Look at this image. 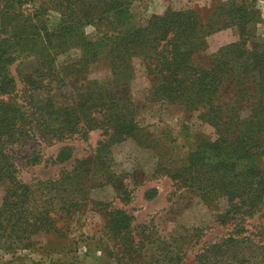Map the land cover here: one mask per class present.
Segmentation results:
<instances>
[{"label":"trees","instance_id":"1","mask_svg":"<svg viewBox=\"0 0 264 264\" xmlns=\"http://www.w3.org/2000/svg\"><path fill=\"white\" fill-rule=\"evenodd\" d=\"M15 1L18 20L23 18L18 23H24L12 41L21 54L18 90L8 71L15 57L7 52L8 40H0V255L36 250L49 257L44 264H71L50 254L62 253L70 220L90 205L103 223L115 264L141 257L142 264H182L200 236L198 227L176 225L162 238L151 219L133 235L130 215L89 198L106 185L126 195L123 181L135 175L172 182L168 202L177 200L176 214L180 200L183 208L196 200L222 226L240 212H254L264 197V167L252 163L264 154V43L253 41L258 15L252 4L209 0L203 19L194 8H167L124 32L119 27L129 19L123 7L130 0H31L36 5L25 16L23 1ZM13 2L2 0L0 18L6 22L16 20L8 10ZM48 12L57 17L52 28ZM109 15L119 26L111 24V31L94 39L85 36L84 26ZM229 28L236 39L207 52L206 38ZM71 51L75 57L55 64L57 54ZM138 76L148 103L175 108L184 117L195 114L214 137L198 136L180 157L165 143L168 128L161 138L151 137L135 121L129 87ZM94 130L99 136L94 148L69 172L31 184L17 181L14 155L20 146L71 136L85 140ZM67 152L60 149L56 159H66ZM66 245L72 249V243ZM249 245L254 244L246 237L228 236L201 246L192 261L253 264L252 257L234 253ZM253 247L264 255V243Z\"/></svg>","mask_w":264,"mask_h":264},{"label":"rangeland","instance_id":"2","mask_svg":"<svg viewBox=\"0 0 264 264\" xmlns=\"http://www.w3.org/2000/svg\"><path fill=\"white\" fill-rule=\"evenodd\" d=\"M21 10L23 15H27V11L31 6L36 5L31 0H21ZM209 0H130L123 7V11L129 14V19L125 25L119 27L124 32L127 30L142 27L151 15H160L167 8L171 10H186L194 8L198 11L200 17H205L209 9ZM244 3L252 4L258 15V20L253 26V41L264 43V0H243ZM2 0H0V6ZM10 17L15 18L10 22H6L2 16L0 18V40L7 39L10 46L7 50L9 56L15 57L8 66V71L15 82V88L18 90V78L15 75V68L18 63V48L12 41H17L18 36L22 33L21 26L24 23L22 17L18 20V1L13 2L12 8H9ZM2 11L0 8V15ZM49 28L54 27L57 23V17L54 13L48 12ZM112 15L106 16L102 22L83 27L85 36L90 39L98 36L103 31H111L110 25L114 23ZM124 24V23H123ZM118 25V24H117ZM119 26V25H118ZM19 28V31H18ZM236 39V34L231 28L214 33L206 38L207 52H212L218 46L231 42ZM76 51L69 53L64 52L57 54L55 64L61 65L66 63L70 58L75 57ZM129 90L134 105H137L135 121L139 127L143 128L151 137L161 138L165 129L168 128V140L165 142L169 147L178 154L180 152L193 149L196 138L204 137L212 139L214 137L213 130L207 125L201 123L195 114L184 117L179 110L172 108H162L158 104L148 103L144 99V86L142 79L138 76L131 82ZM120 95V93H118ZM99 139L98 131L94 130L87 134L86 139L82 140L77 136H71L62 142L54 144H43L28 142L25 146H20L14 155L15 176L19 183L31 184L35 181H45L56 179L61 172H69L75 161L87 156L95 146V142ZM67 148L68 155L64 160L56 159L60 149ZM253 165L264 167V154L257 156L252 161ZM126 195L115 192L109 185L95 189L89 192L91 200H97L108 205L109 208H116L125 211L132 217V234L135 235L141 226L152 224L156 230V234L162 238H166L169 231L176 225H182L184 228L191 226L198 227L200 236L196 239L195 245L190 248L186 258L182 264H194L192 256L201 246L211 243H217L222 239L231 236L234 238L246 237L251 244L262 245L264 237V197L254 212L248 216L240 214L235 220L226 225H219L210 217L208 211L199 205H195L196 200H191L188 207H184V201L180 200V214L173 212L177 200L173 199V203L168 202L169 195L173 191L172 182L164 176H130L123 181ZM145 193L152 196L146 199ZM126 199V200H123ZM170 206V207H169ZM90 205L73 216L70 220L69 230L67 234L68 242L60 250L62 253H54L53 259L69 262L71 264H115L113 254L109 255L111 248L105 239L103 223L99 214L89 210ZM169 207V208H168ZM66 240V241H67ZM72 243V249L66 245ZM253 245V246H254ZM39 247L44 246L43 241H39ZM252 245L247 247H237L234 249L235 255L252 257L253 264H264V257L257 252ZM68 249V250H67ZM67 253V254H64ZM49 260L48 256L42 251L36 250H20L14 255H0V264H44ZM144 258L126 261L122 259L119 264H142Z\"/></svg>","mask_w":264,"mask_h":264}]
</instances>
